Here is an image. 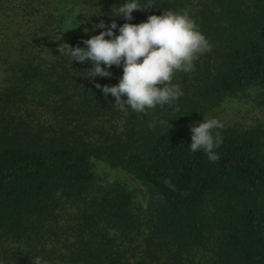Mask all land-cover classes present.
Instances as JSON below:
<instances>
[{"label":"trees","instance_id":"16d2710c","mask_svg":"<svg viewBox=\"0 0 264 264\" xmlns=\"http://www.w3.org/2000/svg\"><path fill=\"white\" fill-rule=\"evenodd\" d=\"M122 2L0 0L10 19L0 30V245L21 246L2 250V264H264L263 131L214 129L215 162L188 150L190 125L224 96L257 87L264 107V0H140L152 6L130 21L112 16ZM165 10L187 12L211 45L194 71L174 73L183 95L171 104L121 112L96 84H117L122 67L90 79L88 63L59 55L63 43L85 47L101 21ZM95 163L139 181L145 208ZM65 216L75 226H61Z\"/></svg>","mask_w":264,"mask_h":264},{"label":"clouds","instance_id":"9594fccd","mask_svg":"<svg viewBox=\"0 0 264 264\" xmlns=\"http://www.w3.org/2000/svg\"><path fill=\"white\" fill-rule=\"evenodd\" d=\"M147 6L152 5L141 4L140 0H123L112 16L130 21L134 10ZM93 27L102 31L84 40L85 47L63 43L59 46V55L70 58V67L73 61L88 63L90 76L87 77L90 79L110 76L108 69L113 65L122 67L117 84H96V87L106 98L110 93L115 98L113 105L124 113L128 109L146 113L157 105L178 100L183 91L172 83L174 73L194 71V61L211 51L210 43L187 12L165 10L137 24L125 22L118 27L115 21L108 25L101 21ZM117 28L118 34H114ZM223 127L215 118H203L191 124L188 150L192 153L202 150L210 162L217 161L219 155L215 149L220 147L223 137L213 130ZM32 264L46 262L35 257Z\"/></svg>","mask_w":264,"mask_h":264},{"label":"rangeland","instance_id":"374dc122","mask_svg":"<svg viewBox=\"0 0 264 264\" xmlns=\"http://www.w3.org/2000/svg\"><path fill=\"white\" fill-rule=\"evenodd\" d=\"M9 20L10 19L0 18V30L2 29V24L9 22ZM5 78V71L2 69V65L0 63V90L4 84ZM260 92L261 90L257 87H251L244 90L243 92L224 96L218 105L209 109L200 120L203 118H215L223 123V128L231 127L236 129H247L258 126L261 128V131H263L264 137V107L260 106L259 104ZM94 171L96 176H98L100 179H105L106 181L110 182H119L124 188L134 194L133 196L135 197H133V200L135 205L138 208H145L146 192L144 186L139 181L125 172L110 169L101 163H95ZM134 211L137 212V209L134 208ZM70 218L71 217L65 216L60 220V225L63 227H67L69 225L75 226L77 223V218ZM46 228L43 229V236L45 237L43 244H45L47 249H50L51 246H54V248L57 249L55 258L59 257V253L64 251L63 246L61 245V242H55L53 238H50L51 234L46 231ZM72 233L73 231H69L67 234L62 235L73 237L72 235H68ZM61 238L63 239V237ZM15 246L19 245L13 243H5L4 245H0V264H2L5 260V258L2 257V250H11ZM7 255L9 254L6 253V256ZM60 259L61 257L56 258L55 261H57L59 264H62ZM139 261L140 259H136L132 264H143Z\"/></svg>","mask_w":264,"mask_h":264}]
</instances>
